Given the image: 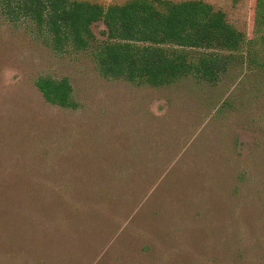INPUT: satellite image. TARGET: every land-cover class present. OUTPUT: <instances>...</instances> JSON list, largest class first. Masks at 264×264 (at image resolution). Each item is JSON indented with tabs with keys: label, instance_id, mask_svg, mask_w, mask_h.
I'll return each mask as SVG.
<instances>
[{
	"label": "rangeland",
	"instance_id": "obj_1",
	"mask_svg": "<svg viewBox=\"0 0 264 264\" xmlns=\"http://www.w3.org/2000/svg\"><path fill=\"white\" fill-rule=\"evenodd\" d=\"M205 1L254 37L256 0ZM247 57L217 84L134 85L0 21V264H264V60ZM39 75L68 77L77 107Z\"/></svg>",
	"mask_w": 264,
	"mask_h": 264
},
{
	"label": "trees",
	"instance_id": "obj_2",
	"mask_svg": "<svg viewBox=\"0 0 264 264\" xmlns=\"http://www.w3.org/2000/svg\"><path fill=\"white\" fill-rule=\"evenodd\" d=\"M0 21L55 51L89 52L103 77L134 85L166 87L186 77L217 84L247 56L264 60V0H256L251 39L205 0H0ZM97 22L102 38L92 29ZM34 83L46 102L77 107L68 77L39 75Z\"/></svg>",
	"mask_w": 264,
	"mask_h": 264
}]
</instances>
